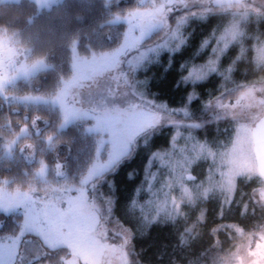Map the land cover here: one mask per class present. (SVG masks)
<instances>
[{
  "label": "trees",
  "instance_id": "16d2710c",
  "mask_svg": "<svg viewBox=\"0 0 264 264\" xmlns=\"http://www.w3.org/2000/svg\"><path fill=\"white\" fill-rule=\"evenodd\" d=\"M133 0H59L48 7L38 8L32 0H19L14 2H0V24L7 25L9 29H19L22 35L30 41L38 53H47L48 67L39 69L30 75L26 81L21 82L18 93L52 94L56 92L60 79L69 70V60L74 46L76 53L88 55L92 51L111 49L120 41L124 30L121 21L114 20L115 14L123 13L127 5ZM187 23L182 27L179 38L165 35L156 42L155 55L149 49L148 61L142 68H138L135 76L147 77L146 90L150 97L159 104L167 106L171 116L201 121L199 126L189 127L182 124H162L140 135L129 156L121 160L114 170L106 175L111 179L110 185H103L104 193L112 198L110 213L117 221L133 229L135 238L131 242L132 254L138 264H208L209 255L214 249L223 250L229 247L227 224H239L250 227L253 221L264 217V211L257 210L256 214L249 213L241 216L240 208L233 201L222 214L218 200L209 194L207 199H196L192 204L182 206L183 215L176 213L168 200L170 192L178 191L177 183L183 166H187L185 157L192 158L195 141H203L215 147L227 136V125L224 118L207 120L205 101L215 96L219 91L220 77L210 73L206 78L194 80L182 79L190 69L206 71L200 66L205 63L211 53L212 45L201 50L200 45L209 34L215 17L207 22L189 15ZM177 18V17H176ZM176 18L171 21L175 25ZM249 33L245 37V44L252 43V36L258 31L254 21L246 25ZM264 29V24L259 25ZM185 43L180 51L173 52L179 39ZM215 43V40L212 41ZM236 52L231 47L228 55L220 67L225 68ZM249 48L245 56L246 61L237 63L232 73L234 80H246L251 73L252 65L247 62L252 58ZM261 56V53H260ZM183 65V66H182ZM0 107V132L9 133L11 127L14 131L31 115L40 117L41 124L38 129L24 135V141L37 143L36 152L47 158L62 157L68 171L77 179L75 173H82L94 155V141L92 135L80 122H71L58 127L59 116L39 103L17 104L18 110L12 111ZM11 117V119H7ZM45 122V124L42 123ZM8 128H7V127ZM39 130V131H38ZM38 131V132H35ZM174 131L180 132L177 148L171 149L170 139ZM52 134L54 141L47 148L42 134ZM42 135V136H40ZM194 138V139H193ZM233 138L230 140V145ZM40 147V148H39ZM180 147L185 152L179 151ZM161 162L155 153H167ZM17 153V155H16ZM16 156V159H15ZM11 158L4 154L0 147V180L6 179L8 186H29L32 170L29 164L33 161L23 159L15 151ZM179 161L181 163L176 164ZM208 161L200 159L192 171L198 178H203ZM175 164V167L173 166ZM240 174L258 173L255 165L250 171ZM259 174V173H258ZM172 181L170 187L167 183ZM255 183V181H253ZM240 190L236 194L238 201L243 203L248 199L251 185L244 176L239 180ZM163 204L164 211H158ZM203 213V220H198V214ZM13 214H0V235L14 231ZM17 217V216H16ZM15 217V218H16ZM218 240L214 243V235ZM47 259L51 264H59L58 257L65 250L64 247L54 248Z\"/></svg>",
  "mask_w": 264,
  "mask_h": 264
},
{
  "label": "clouds",
  "instance_id": "9594fccd",
  "mask_svg": "<svg viewBox=\"0 0 264 264\" xmlns=\"http://www.w3.org/2000/svg\"><path fill=\"white\" fill-rule=\"evenodd\" d=\"M200 2L204 7L193 13V15L205 22L215 17V23L200 45L201 50L212 45L209 57L200 68L206 69L202 72L204 78L210 73H215L221 78L218 85L220 91L206 100L205 105H212L221 114L217 117L218 119L224 118V123L227 125L225 129L227 136L215 147L203 141H195L192 145L194 149L193 157H185L187 166L181 164L183 171L177 183L178 191L170 192L168 200L172 209L183 215V205L192 204L196 199H207L209 194H212L219 202L221 214L226 207H230L231 203L235 201L240 208L241 216L249 213L250 205L252 206L251 213L255 215L257 210L264 211V176H260L258 173L229 175L225 156L230 148V140L234 138L236 131L239 130L241 120L255 119L256 116L264 119V59L260 58V53L264 50V29L259 28V25L264 24V0H200ZM173 3L183 5L185 0H167V3H159L160 19L151 27H159L171 38H179L181 29L187 23L188 17L181 15L176 18L174 26L170 25L169 16L172 11L170 5ZM249 21H254L257 24L258 31L252 36V43L246 46L245 37L249 33L246 31L245 25ZM19 31V29H9L7 25L0 24V34L6 36L7 46L14 50L12 60L5 61V70L0 75V98L4 100L32 99L29 94H18L17 90L21 82L27 80L35 67L44 63L47 55V53L36 52L30 41L17 34ZM213 40H215L214 44L212 43ZM184 43V39L180 38L179 43L171 50L173 52L180 51ZM134 46L132 45V47ZM159 46L157 45V47ZM129 47L126 34L123 45L98 57L94 56L92 60H85L76 56L70 57V70L60 79L56 92L51 97L53 106H59L60 126L69 119L90 118L92 126L88 131L101 135L111 131L115 135L125 136L128 140H131L141 132H147L149 128H155L157 125L171 119L172 113H168L166 105L155 104L150 100L145 101L143 104H129L126 107H121L110 101L111 93L108 96L100 95L96 97L93 92L89 91L88 99L82 97L80 92L83 87L82 81L93 80L96 76H102L106 72L118 68L121 55L125 54ZM231 47H235L236 52L227 66L221 69L220 65L228 55ZM249 48L253 55L251 60L247 62L252 65V75L246 80L237 81L232 79V73L237 63L247 60L245 53ZM97 60L106 63L96 67L94 65ZM192 73L193 69H190L182 79L188 80ZM166 113L168 114L166 115ZM6 118L11 119L7 116ZM36 118L38 117H34V120ZM131 118L150 120L152 123L147 127L142 123L131 126L129 123ZM169 126H172L171 123ZM51 135L50 133L49 138H51ZM179 137L180 132L174 131L170 139L171 149L177 148ZM98 143L102 145L104 141L100 140ZM179 151L184 153L185 148L180 147ZM166 154L171 156V150L167 153L161 152L154 155H159L161 162L166 163L164 161ZM200 159L209 162L203 178H198L192 171V168L196 166ZM175 163L179 164L181 162L176 161ZM173 166L175 167V164ZM99 167H102V165L93 163L77 178L78 182L86 184ZM58 174L62 175V173H59V169ZM36 176L40 180L44 179L43 163L37 169ZM244 176L247 177V182L251 185V188L248 199L241 203L237 200L236 194L240 190L239 180ZM167 183L170 187L172 186L171 180H168ZM29 187L30 191L28 192L17 190L15 193L0 195L19 199L26 206H34L35 201L32 196L37 191V187L35 183L29 185ZM158 211H164L163 204L159 206ZM197 219L202 221L203 213L198 214ZM47 223V219L40 214L38 218L24 215L19 228L21 230L46 229ZM110 224L111 220L109 218H104L102 222L99 216L94 215L88 225L89 230H96L99 227L101 233L107 236ZM116 224L121 230L116 234L122 235L124 238L120 247L126 248L135 238L133 229L119 220L116 221ZM227 227L232 229V231L226 233L230 250L227 252V256L223 257V264H264V262L259 261V255L264 253V217L253 221L250 227L239 224H230ZM111 230L115 231V229ZM213 235L215 243L218 240L215 231H213ZM33 236L40 240L42 247L38 252H32L31 246L34 241L22 239L20 245L23 243L26 247L23 253L20 248V264H24L25 260L28 264H51L47 256L50 251L55 249L46 247L45 240L41 239L40 236ZM48 239H52V237H48ZM241 240H243V243H241ZM14 250L15 246L10 245L0 251V264H7V261L12 258ZM124 256L127 257L126 251ZM187 264H191V262L189 261Z\"/></svg>",
  "mask_w": 264,
  "mask_h": 264
},
{
  "label": "rangeland",
  "instance_id": "374dc122",
  "mask_svg": "<svg viewBox=\"0 0 264 264\" xmlns=\"http://www.w3.org/2000/svg\"><path fill=\"white\" fill-rule=\"evenodd\" d=\"M1 1L14 2L19 0H0V2ZM32 1L35 2L38 8H41L48 7L52 3L59 0ZM125 1L129 2V0ZM161 2L167 3V0H133L132 5H127L123 9V13L115 14L113 19L123 22L124 30L119 43L111 49L92 51L88 55H80L76 53L74 46H72L71 57L76 56L81 59L92 60L94 56L98 57L101 54L123 45L126 34L130 45L125 54L121 55L118 68L108 71L102 76H96L93 80L82 81L83 87L80 92L84 99H88V93L91 91L96 97H99L100 95L108 96V94L111 93V96L109 97L110 101L121 107H126L129 104H143L145 101L149 100L155 104H159L154 100V97H150L146 90L147 77L142 76L141 78H138L135 76V72L138 68H142L144 62L148 61L147 57L150 56L148 52L149 49H152V53L155 55L154 52L157 47L155 46L156 42L161 41L166 35L163 29L159 27H151L158 19H160V15L149 14V10L157 9L159 3ZM170 7L172 11L169 16V24L171 25V21L174 18L181 15H193V13L202 9L204 5L200 2V0H185V4L183 5L173 3ZM132 45L135 46L132 47ZM13 55L14 50L6 44V36L0 34V75H2L5 70V61H11ZM104 63L106 62L97 60L94 66L99 67ZM48 65L49 63L45 59L44 63L42 65H37L30 75L39 69L48 67ZM54 94L55 93H29L32 99L28 100L0 99L4 102L5 109L16 111L19 109L18 106H16L17 104L30 102L39 103V105L47 107L48 110L54 111L56 115L59 116V106H53L51 103V97ZM2 104L3 103H0V107ZM167 114L168 113H166V115ZM220 115L221 114L218 113L212 105H206L205 119L217 120V117ZM34 117L38 116L31 115L30 117H25V119L27 118L26 121H29V123H26L24 122L23 113V118L20 119L23 120V122H20L17 130L14 129L13 131L11 127L8 128L6 126L10 132L6 134L0 132V147L4 154L13 158L15 156V151H17L21 154L23 159L33 161L32 165L29 164V167L32 170V179L29 184L31 185L35 183L37 187V191L32 196V199L35 201L34 206H26L19 199L11 196L0 195V214H13V221L11 223L13 225L12 229L14 230L9 233L1 234L0 242L9 246L11 245V238L17 233L19 225L29 208L34 213H39L41 216H43L45 212H67L71 208L78 213V219L84 224V226L81 227L79 231H74L71 236H61L57 238V242L61 245L59 247L65 248L62 254L56 257L59 264H69V262L73 259V254H75L76 264H138L132 254L131 244L126 248L120 247V245L123 244L124 238L122 235L116 234L121 230L116 224V220L111 216L110 208L112 198L109 194L104 193L103 185H110L111 179L107 178L106 174L109 171L114 170L121 160L131 154L137 138L144 132H141L135 138L128 140L127 137L115 135L111 131L105 132L102 135L96 132L88 131V129L92 126L90 118L69 119L67 122H64L62 126H60L59 121L58 127H63L71 122H80L92 135L95 148L94 155L85 170L93 163H98L102 165V167L95 170L92 178L86 184H81L78 182V179H75L68 171L62 157L57 156L53 159L47 158L44 154H38L36 152V148L39 150L36 145L37 143H33L30 140L24 141V135L32 132L28 129V126H31L35 130L41 125L38 122V120L41 122V118L38 117L34 120ZM258 118L259 116H256L255 119L241 120L239 130L236 131L230 148L225 156V163L227 165L229 175H235L243 171H250L253 164L256 167L252 150L251 127ZM42 123L45 124L43 121ZM129 123L131 126H136L142 123L147 127L152 122L150 120L131 118ZM170 123L196 127L203 122L171 116V119L165 121L163 124ZM150 129L152 128H149L148 131ZM42 135V138L48 148L54 141L49 138L48 133ZM100 140L104 141L102 145L98 143ZM42 163L44 167V179L40 180L36 176V171L40 168ZM58 169L59 173H62V175L58 174ZM82 173L75 174L79 177ZM17 190L28 192L30 191V187H12L7 185V180L5 178L0 180V194L15 193ZM94 215L99 216L102 222L104 218H109L111 220V224L109 225L110 230L107 236H104L101 233L99 227H97L96 230H89L87 227L90 219ZM228 225L230 224H227L226 226ZM227 228L228 231H232L231 228ZM111 229H115V231H112ZM28 239L34 241L31 246L32 252H38L42 247L40 240L35 236L24 238L25 241ZM241 243H243V240H241ZM25 247L26 245L21 243L20 248L22 253ZM229 250V247L223 250L214 249L210 252L208 264H223V257L227 256V252ZM125 251L127 252V257L124 256ZM17 259L18 264H20V257ZM259 261L264 262V253L259 255ZM24 264H28L27 260L24 261Z\"/></svg>",
  "mask_w": 264,
  "mask_h": 264
},
{
  "label": "snow or ice",
  "instance_id": "6c2138e0",
  "mask_svg": "<svg viewBox=\"0 0 264 264\" xmlns=\"http://www.w3.org/2000/svg\"><path fill=\"white\" fill-rule=\"evenodd\" d=\"M160 9H152L149 10L150 15L159 14ZM261 59H264V50L261 51ZM194 80L203 79L204 74L200 72L198 69H193V73L191 76ZM250 95V93H249ZM37 213H34L30 208L26 211L25 216L36 217L38 218ZM43 216L47 219L48 223L46 229H30V230H21L19 228L14 237L11 238V245L15 246V250L12 254V258L7 261V264H18V257H20V241L25 237L38 235L41 239L45 240L46 247L50 249H54L56 247L61 246L57 242V238L61 236H71L74 231H79L84 224L78 219V213L71 208L67 212H56L52 213L45 212ZM89 228V225H87ZM67 230V231H65ZM48 237H52V239H48ZM9 245L0 242V251H3ZM107 247V246H101ZM69 264H76L75 254H73V259L69 262Z\"/></svg>",
  "mask_w": 264,
  "mask_h": 264
},
{
  "label": "water",
  "instance_id": "95a60500",
  "mask_svg": "<svg viewBox=\"0 0 264 264\" xmlns=\"http://www.w3.org/2000/svg\"><path fill=\"white\" fill-rule=\"evenodd\" d=\"M251 137L256 169L260 176H264V119L259 117L253 123Z\"/></svg>",
  "mask_w": 264,
  "mask_h": 264
}]
</instances>
